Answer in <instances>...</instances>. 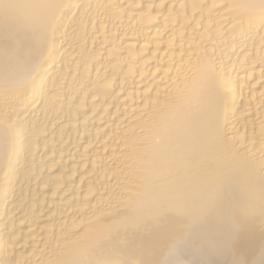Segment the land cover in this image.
<instances>
[{
	"label": "bare ground",
	"instance_id": "obj_1",
	"mask_svg": "<svg viewBox=\"0 0 264 264\" xmlns=\"http://www.w3.org/2000/svg\"><path fill=\"white\" fill-rule=\"evenodd\" d=\"M0 264H264V0H0Z\"/></svg>",
	"mask_w": 264,
	"mask_h": 264
}]
</instances>
